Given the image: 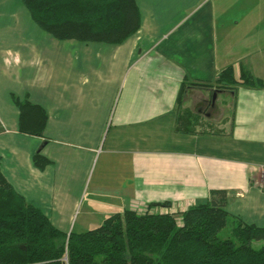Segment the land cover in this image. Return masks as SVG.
<instances>
[{
  "label": "crops",
  "instance_id": "0c3cea01",
  "mask_svg": "<svg viewBox=\"0 0 264 264\" xmlns=\"http://www.w3.org/2000/svg\"><path fill=\"white\" fill-rule=\"evenodd\" d=\"M137 3L140 30L113 46L59 41L20 0H0L3 175L65 233L126 210L178 216L217 190L232 226H264V87L196 86L230 66L264 82V14L244 0ZM183 93L199 114L231 97L232 117L180 131ZM14 98L30 104L23 119Z\"/></svg>",
  "mask_w": 264,
  "mask_h": 264
},
{
  "label": "trees",
  "instance_id": "16d2710c",
  "mask_svg": "<svg viewBox=\"0 0 264 264\" xmlns=\"http://www.w3.org/2000/svg\"><path fill=\"white\" fill-rule=\"evenodd\" d=\"M38 27L59 41L120 45L141 28L137 0H20ZM264 87V82L233 66L224 70L216 85L234 90L239 85ZM186 88H184V93ZM184 93L179 99V105ZM23 113L28 102L14 98ZM198 116L178 115L180 131L196 132ZM39 132L43 127L40 126ZM35 164L49 161L40 155ZM227 192L212 191L209 202L190 207L181 215L137 213L126 210L108 217L101 226L82 233H65L44 212L16 193L0 164V264H264V226L238 223L233 237L222 239L227 227ZM168 206L167 204L155 206Z\"/></svg>",
  "mask_w": 264,
  "mask_h": 264
},
{
  "label": "rangeland",
  "instance_id": "374dc122",
  "mask_svg": "<svg viewBox=\"0 0 264 264\" xmlns=\"http://www.w3.org/2000/svg\"><path fill=\"white\" fill-rule=\"evenodd\" d=\"M247 3L250 2L251 6L254 7L256 12H261L260 14H264V0H244ZM23 5V4H22ZM24 13L29 12L27 8L23 5ZM215 95V94H214ZM213 95V97H214ZM181 101L179 105V110H181V113H184L186 111L192 112L196 116H198V126L196 127L197 130L201 131H219L221 126V121L224 119L230 120L232 117V110H233V102L231 97L228 96H220L217 99L216 107L211 109L209 106L204 110L203 113H198V107L194 105L187 104L184 100ZM216 101V99H215ZM198 104V103H197ZM224 125V124H223ZM235 226H232V224L229 222L227 227L224 228L222 231H220L219 236L222 239L232 238L233 237V230ZM264 245V241H255L252 243V246L254 249H260Z\"/></svg>",
  "mask_w": 264,
  "mask_h": 264
},
{
  "label": "flooded vegetation",
  "instance_id": "af4514ba",
  "mask_svg": "<svg viewBox=\"0 0 264 264\" xmlns=\"http://www.w3.org/2000/svg\"><path fill=\"white\" fill-rule=\"evenodd\" d=\"M210 108H211V109L215 108V104H213V96H212V100H211V102H210ZM200 110H201V109H200Z\"/></svg>",
  "mask_w": 264,
  "mask_h": 264
},
{
  "label": "water",
  "instance_id": "95a60500",
  "mask_svg": "<svg viewBox=\"0 0 264 264\" xmlns=\"http://www.w3.org/2000/svg\"><path fill=\"white\" fill-rule=\"evenodd\" d=\"M215 99H216V94L214 95V98H213V100L215 101Z\"/></svg>",
  "mask_w": 264,
  "mask_h": 264
}]
</instances>
